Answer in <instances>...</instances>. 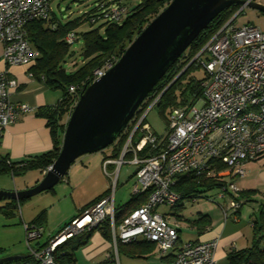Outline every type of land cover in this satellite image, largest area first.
Returning a JSON list of instances; mask_svg holds the SVG:
<instances>
[{"label": "built area", "instance_id": "1", "mask_svg": "<svg viewBox=\"0 0 264 264\" xmlns=\"http://www.w3.org/2000/svg\"><path fill=\"white\" fill-rule=\"evenodd\" d=\"M51 1L0 0V41L3 44L0 129L15 122L21 114L35 110L27 102L12 101V93L19 83L10 76L9 68L30 65L41 56L40 50L29 41L27 26L37 19H50ZM98 6L99 11L89 14L91 23L120 22L129 12L125 0H101ZM245 6L248 3L241 5L195 57L206 74L199 83L197 95L170 111L167 132H156L147 121L160 95L140 117L134 116L130 121L120 155L106 156L103 161L104 171L115 177L113 188L105 196L83 209L43 244L36 242L43 236L44 225L25 223L27 244L40 264H60L55 253L61 244L97 228L107 218L111 224L112 250L107 252L103 264H120L119 244L140 239L154 242L161 256L174 252L167 264L217 263L215 251L219 238L179 243V223L173 220L172 214L160 213L158 207L175 206L183 200V195L174 190L180 175L191 173L201 177L210 172L215 160L226 165L218 172L220 178H226L218 194L220 200L226 201L225 205L221 204L224 218H238L241 189L233 178L244 177L245 163L264 154V31L251 23H235ZM77 39L75 31L66 36L69 44ZM116 62L108 61L95 69L94 80ZM77 90V86L69 87L70 93ZM126 163L137 165L133 194L147 193L148 200L119 220L115 204L116 180ZM110 165H114L115 176L113 171L109 172Z\"/></svg>", "mask_w": 264, "mask_h": 264}, {"label": "trees", "instance_id": "2", "mask_svg": "<svg viewBox=\"0 0 264 264\" xmlns=\"http://www.w3.org/2000/svg\"><path fill=\"white\" fill-rule=\"evenodd\" d=\"M100 1L101 0H99V2ZM131 1L132 0H125L129 12L123 23L104 21L102 23L106 25L105 33H101L98 27L82 34L84 40V47L81 54L83 63L76 68H69L70 65H68L69 61L67 58L73 56L75 51L71 50L72 44L66 41V36L72 31L76 32V27L84 20H89V14L99 11L98 4L93 9L85 12L81 17L66 23L53 18L51 14L49 20L37 19L28 24L27 32L29 41L41 52V56L38 60L30 64L32 74L38 79L44 80L51 87L62 90L63 95L56 105L40 108L37 111L39 115L47 118V125L51 129L53 136V148L44 153L16 162L11 161L8 157L2 158L0 159V173H7L14 177L30 169L46 170L50 167L60 153L68 117L79 100L81 93L93 81L95 69L102 67L108 61H117L148 23L172 0H140L137 5H131ZM240 7V4L230 5L200 33L183 53L181 58L178 59L154 87L150 95L136 112V118L140 117L159 95V100L155 106L159 107L160 113L166 116V118L167 114L169 116L173 108L189 102L192 95H197L199 83L202 78H198L196 75H190L193 69L200 67V64L194 63L197 62L195 57L211 37L234 16ZM72 64L77 65L75 63ZM185 66L188 68L182 72ZM180 72H182L180 77L174 80ZM70 86H77V92L70 93ZM168 86L169 88L165 90ZM124 132L112 144L113 150L110 157L116 158L120 155L128 135L127 132ZM20 163L23 164L20 165ZM212 163L213 165L210 172L201 177L191 173L180 175L174 190L180 192L183 195V199L191 200L195 197H201L200 195L206 190L221 187L222 183L226 181V178H220L218 172L225 169L226 165L215 160L212 161ZM254 191L256 190H248L240 193L242 206V196L247 197ZM147 200V193L142 195L133 194L124 205L116 206L117 219L120 220L131 210L142 205ZM24 201H26V199L20 201L8 199L4 205H0V210L11 216L14 214L13 210H17ZM177 206L179 205H175V207ZM240 210L241 208L238 213ZM45 220L46 210H43L34 222L31 223L43 224ZM175 220L179 223L181 216L177 215ZM211 222V217L204 213H200L197 218L190 220L192 226L200 231L211 225ZM95 230H100L107 238L112 240L111 224L110 220L107 218L97 228L78 234L61 244L55 253V259L60 264H75L77 250L87 244ZM180 242L181 238L179 239V243ZM124 246L130 249V254L132 256H135L136 252H152L156 244L152 241L143 239L132 243H120L118 247L119 253ZM3 250L4 249L0 248V254L3 253ZM174 254L175 253L172 252L165 255L163 259L169 262L173 259ZM1 264L40 263L33 254L29 253L26 256L5 261ZM227 264H264V209H261L259 216L254 219L251 245L243 249H234L230 251L227 257Z\"/></svg>", "mask_w": 264, "mask_h": 264}, {"label": "water", "instance_id": "3", "mask_svg": "<svg viewBox=\"0 0 264 264\" xmlns=\"http://www.w3.org/2000/svg\"><path fill=\"white\" fill-rule=\"evenodd\" d=\"M246 3L264 12V4L255 0H172L117 62L81 93L68 118L60 153L39 183L23 190L0 189V200L20 201L51 190L79 157L111 146L200 33L230 5ZM26 255L2 256L0 264Z\"/></svg>", "mask_w": 264, "mask_h": 264}, {"label": "rangeland", "instance_id": "4", "mask_svg": "<svg viewBox=\"0 0 264 264\" xmlns=\"http://www.w3.org/2000/svg\"><path fill=\"white\" fill-rule=\"evenodd\" d=\"M264 3V0H259ZM99 0H52L51 1V10L52 17L57 20L66 23L70 20L81 17L85 12L93 9ZM140 0H132L131 5H137ZM125 18L119 23H123ZM237 25H244L247 23H251L259 27L262 31H264V12H261L253 7L245 6L241 13L237 16L236 22ZM100 28L101 33H105L106 25H103L102 22L98 23H90L89 20H84L78 27H76V32L78 33V39L71 45V50L75 51V54L71 57H68L69 68H76L83 63L82 51L84 47V40L82 34L84 32ZM184 61V60H183ZM193 61V60H192ZM191 61V62H192ZM190 62V63H191ZM75 63L77 65H73ZM196 64H200L199 61L194 62ZM72 64V65H71ZM106 64V63H105ZM195 64V67H196ZM104 66V65H103ZM188 67L182 70H186ZM180 72L177 76L182 74ZM205 69L202 65L197 67L191 71L190 75H196L198 78H203L205 76ZM180 77V76H179ZM178 77V78H179ZM177 78V77H176ZM175 78V79H176ZM174 79V80H175ZM173 80V81H174ZM94 81V79H93ZM169 87V86H168ZM69 118V117H68ZM168 114L163 116L160 113V109L158 106L150 109L147 121L151 124L154 130L160 134H165L168 130ZM113 150V145L105 148L104 150L88 153L81 157H79L73 164H78V168L75 169L73 185H77V183L82 186L79 187L80 192H90L96 184L103 185L108 187L111 185L114 186L115 177L109 176L103 169V159L105 155H111ZM72 164V165H73ZM136 164L126 163L122 165L117 180H116V190H115V198L116 205H124L128 200L132 197V190L134 183L136 182ZM250 170L247 172V176L244 179L238 180L236 184L238 187L244 188H259L254 191L252 194L258 196L257 201H252L248 204L244 205L243 209V217L245 220H249L250 216H252V210L258 207L261 204V200H264V175L260 174L261 170H264V156L253 160ZM71 170V168H70ZM69 170V172H70ZM109 172H112V169H109ZM37 171H28L24 175L29 178L35 177ZM22 175V176H24ZM22 176L17 175L13 178L12 175L7 173H0V189L5 190H16V187L21 183ZM68 176V175H67ZM67 176L64 177L62 181H60L55 186V192H43L37 194L26 201L23 202L21 206V210L25 216L30 215V217H34V215L39 213L44 208L48 209L50 214V218L52 221H55L59 216L61 210L64 209L67 202H69V197L65 195V186L67 185ZM113 176H115L113 171ZM70 187V191H71ZM69 191V194H70ZM221 192V187H216L215 189L206 190L202 193L198 198V200H181L177 207L171 206L169 204H162L158 207V211L160 213H168L172 214V218H177V215L181 216V227H182V237L186 238L189 236H193L196 234V231L193 230V226L190 223V220L195 219L199 216L200 213H209L213 214L219 213L222 214L223 217H220L217 221H222L224 223V213L221 208V204L225 205V200H220L218 198V194ZM7 200H0V205H4ZM250 210V211H249ZM18 213V212H17ZM47 213V212H46ZM215 216V215H214ZM216 219V218H214ZM13 221L16 224L8 226L7 223ZM215 222V221H214ZM232 222V219L231 221ZM24 223L21 222V215L16 214V217L11 219L8 217L2 210H0V248L3 250V255H23L29 254L30 249L27 244L26 239V231L24 232ZM21 230H23V237L21 238ZM100 231V230H99ZM112 244V242H111ZM157 253H159L158 247H156ZM0 254V255H1ZM32 254V253H31ZM80 258V257H79ZM121 263L122 264H140L139 260H135V258L129 257L124 253H120ZM157 259V258H156ZM217 261V258L215 256ZM158 260V259H157ZM154 259H148L147 262L151 264H158V261ZM79 264H89L86 262L84 258H80Z\"/></svg>", "mask_w": 264, "mask_h": 264}, {"label": "crops", "instance_id": "5", "mask_svg": "<svg viewBox=\"0 0 264 264\" xmlns=\"http://www.w3.org/2000/svg\"><path fill=\"white\" fill-rule=\"evenodd\" d=\"M3 52V44L0 41V56ZM2 67H5L4 64L1 63ZM30 65H15L9 68L10 76L14 77L19 85L12 93V101L15 103L27 102L35 107L34 111L26 112L20 115V117L13 123L9 124L7 127L0 129V159L8 157L11 161H21L28 157L44 153L53 148V136L51 129L47 125V118L39 115L37 111L40 108H46L49 106L56 105L62 98L63 92L58 88L51 87L44 80H40L35 77L30 69ZM110 156V155H105ZM261 155L259 158L263 157ZM104 157V158H105ZM258 158V159H259ZM104 161V159H103ZM253 160H250L245 163L246 175L244 177H238L234 179L236 183L238 180L244 179L247 176V172L250 170ZM103 165V164H102ZM71 170L66 173L64 177L67 175V185L65 186V196L69 197V202H67L66 206L63 210L59 211L60 214L55 221H52L50 218V214L47 208L46 210V220L43 222L44 225V233L40 238L37 244H43L48 241L52 236L58 234L66 223L70 222L74 217H76L83 209L94 204L100 198L105 196L109 190L111 189V185L105 187L103 185L96 184L95 187L88 192H80L79 187L81 184L77 183V185H73V180L75 177L74 171L78 168V164L71 165ZM109 169L114 170V165H110ZM37 171L38 173L33 178H27L25 173L28 171ZM25 173L21 174L22 176L21 183L16 187V190H23L29 187H32L39 183V181L44 177L45 172L42 169H30ZM260 174L264 175V170L262 169ZM110 176V175H109ZM15 177V176H14ZM13 177V178H14ZM61 179V181L64 179ZM76 178V177H75ZM70 187L72 188L70 191ZM241 192H245L248 190H258L259 188H242L240 187ZM54 191L55 188L45 191ZM70 191V194H69ZM43 193V192H42ZM133 195V190H132ZM243 198V206L241 207L240 212L238 213V218H229L225 220L224 223L222 221H217L220 217H223L222 214L219 213L213 214L212 212L204 213L211 217L212 222L204 230H199L193 226V230L196 231V234L193 236H189L186 238L182 237V227L179 221V235L181 241L193 240V241H207L214 238H219L218 246L215 251V256L217 258V264H227V257L230 251L239 250L246 247H249L252 242L253 237V225L254 219H256L261 209H264V200L262 199L258 210L256 207L252 210V216H250L249 220H245L243 217V209L244 205L248 204L252 201H257L258 196L253 195L252 193L249 196H242ZM29 199V198H28ZM8 200V199H3ZM27 200V199H26ZM245 202V203H244ZM6 203V202H5ZM4 203V204H5ZM23 204V203H22ZM22 204L18 207V209H14L11 216V219L16 217V214L21 215V222L31 223L38 217V215L43 211L41 210L34 217H30V215L25 216L21 210ZM116 204V198H115ZM118 206V205H116ZM120 206V205H119ZM250 211V210H249ZM18 212V213H17ZM215 215V216H214ZM216 218V219H214ZM232 219V222H230ZM174 220V219H173ZM215 221V222H214ZM16 224L13 221L7 223L8 226ZM25 229V228H24ZM26 230H24L25 232ZM20 237H23V230H21ZM112 240L107 238L101 231L95 230L87 244L80 247L76 252V262L75 264H79L80 258H84L89 264H103L107 252L112 250ZM157 246H155L154 250L150 253H135V256L130 254V249L127 247H123L120 253H124L129 257L135 258V260H139L140 264H151L146 260L154 259L158 261V264H167V260L163 259L164 256H161L157 253ZM119 253V258H120ZM5 256L3 254L0 257ZM80 257V258H79ZM157 258V259H156ZM120 264L121 258H120Z\"/></svg>", "mask_w": 264, "mask_h": 264}]
</instances>
